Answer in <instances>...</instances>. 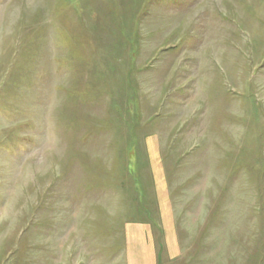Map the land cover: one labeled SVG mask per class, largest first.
Here are the masks:
<instances>
[{
    "label": "rangeland",
    "instance_id": "obj_1",
    "mask_svg": "<svg viewBox=\"0 0 264 264\" xmlns=\"http://www.w3.org/2000/svg\"><path fill=\"white\" fill-rule=\"evenodd\" d=\"M0 264H264V0H0Z\"/></svg>",
    "mask_w": 264,
    "mask_h": 264
}]
</instances>
